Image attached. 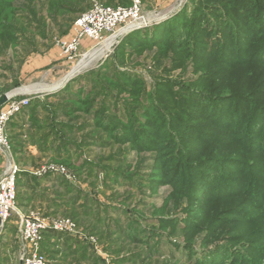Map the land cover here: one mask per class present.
<instances>
[{
    "label": "rangeland",
    "instance_id": "obj_1",
    "mask_svg": "<svg viewBox=\"0 0 264 264\" xmlns=\"http://www.w3.org/2000/svg\"><path fill=\"white\" fill-rule=\"evenodd\" d=\"M129 1L0 0V97L32 99L6 127L0 179L16 165L63 188L40 189L46 208L21 209L17 180L14 210L0 233V264H24L31 251L23 240L26 218L72 230L44 233L40 247L49 264L229 263L211 260L219 252L234 256L229 264L241 256L264 264V129L256 128L257 139L250 129L264 116V55L256 54L264 23L262 33H251L237 15L249 9L253 23L264 0H140L142 27L122 25L105 43L85 39L69 59L62 46L81 15L96 4L130 9ZM156 27L167 31L163 38ZM137 31L145 34L135 38ZM114 38L96 62L69 76ZM219 100L227 101L226 113L239 112V124L206 143L187 127L212 130V120L196 114ZM217 159H228L232 171L220 188L239 175L246 190L190 199V164ZM53 166L66 173L47 170Z\"/></svg>",
    "mask_w": 264,
    "mask_h": 264
},
{
    "label": "built area",
    "instance_id": "obj_2",
    "mask_svg": "<svg viewBox=\"0 0 264 264\" xmlns=\"http://www.w3.org/2000/svg\"><path fill=\"white\" fill-rule=\"evenodd\" d=\"M131 8H112L99 4L93 6L92 10L79 17L75 23V35L69 41L63 43V50L69 59L77 57L80 47L85 39L97 43H105L108 37L117 29L125 25V30H137L142 27L140 0H131ZM32 99L16 94L9 95L6 106L0 109V154L9 150L8 137L5 134L6 127L10 121L23 113ZM55 173H66L61 166H53L47 169ZM19 169L16 165L0 179V233L3 232L7 222L10 220L16 200L17 180ZM42 218H26L23 222V240L30 244V252L25 254L24 264H49L47 257L41 252L40 243L44 240V233L49 230L72 231L68 227L56 223L49 225Z\"/></svg>",
    "mask_w": 264,
    "mask_h": 264
},
{
    "label": "trees",
    "instance_id": "obj_3",
    "mask_svg": "<svg viewBox=\"0 0 264 264\" xmlns=\"http://www.w3.org/2000/svg\"><path fill=\"white\" fill-rule=\"evenodd\" d=\"M125 1L127 3H130L129 0H125ZM255 7H256V9L257 8L258 9H257L255 15L253 16L254 18H256L253 21V23H249L247 20L249 9H247V10L244 9V11H242V12L237 11V15L242 18V26H243V28H245V30H247V31L251 30V33L253 31L259 32V34H260V32L262 33L263 23H264V7L258 6V5ZM176 20L178 21V19H176ZM176 20L173 21L174 24H173V27H171V29L173 31L178 30L180 27V25H178ZM226 25L230 26V22L227 21ZM240 30H242V29H240ZM155 31H157L156 37L162 36L161 38H163L167 32V31L166 32L164 31V33H163V29L161 27H156ZM149 32L151 34H154V33H152V31H149ZM143 34H145L143 31H140V32L137 31L133 34V36L135 38H139L138 36H143ZM250 36H252V35H250ZM250 36L248 38H250ZM244 37L246 38L245 34H244ZM239 40L241 41V43L242 42L244 43V41L242 39H239ZM126 42H127V44H130V40H127ZM222 52H224V50H222ZM256 54L264 55V36L260 40V45H258V47H257ZM224 59L227 60V58H224ZM216 102L217 103H215V104L211 103L212 105H206V106L203 105L202 108H204V111L196 114V117L203 118V121H206L208 119L212 120L211 123L214 124V126H211L213 128L212 130L205 129V128H202L199 130L193 124H191L190 127H187V129H189V130L196 129V131L199 132L196 134V135H198V138H203V141L206 143H208V142L210 143L212 140L215 141L216 132H219L220 130L226 129L230 125L239 124L240 117H239L238 111H237V113L228 114L225 111V108L227 105L225 103H223V102H227V101L226 100H223V101L219 100V104H218V101H216ZM200 105H202V104L200 103L199 106ZM151 110H152V108H151ZM157 111H160V110H157ZM263 118H264V116H257L254 119L255 124L252 123L253 125L251 127H250V123L248 124V126L252 130V137L253 138H256V139L260 138L261 135H259L260 131L258 132V130L261 127L264 129V119ZM231 119H232V121H231ZM204 126H206V125H204ZM257 127H258V130L256 129ZM215 128H217L218 130H215ZM148 139L151 140L150 137ZM263 149H264V146L261 147L260 150H263ZM217 160H220L219 164H214V163L210 164L206 161H200V160L197 162H194L193 164H190L189 169L193 168L196 171V175H195L196 179L191 181L189 183V186H188V191H190V194L188 197L190 199L200 198L201 196L208 198L211 193L213 195L214 191H218V190H225V191L246 190L245 186L248 184L247 180H244V182H243L240 179L239 175H237V177H235V178H233L231 176V178H232L231 182L229 183V185H227L226 189L220 188V185L222 184V181H223V178H224L226 172L231 173L232 171L229 169L227 162H224V160H228V159H217ZM176 169H182V167L181 166L175 167V172H173V175H172L173 177L170 179L172 181H170V183H173L175 181V180H173V178L175 177V174L177 173ZM238 169H240V170H238ZM243 169H244V167L242 165H240L236 170H237V172L243 173L244 172V171H242ZM259 169H261V168H259ZM259 169H257V170H259ZM263 169H264V167H263ZM178 175L179 174H177V176ZM258 180L260 183L263 182L261 179H258ZM253 188H255V190H257V188H261V187H259L257 184H255L252 187V189ZM204 193H206V194H204ZM205 198H203V200H205ZM221 253L222 252L214 253V256L211 260L219 261L220 259H224L226 257L225 259L227 261H229V263H230L232 260L235 259L233 255L231 257V255H229V254L228 255H225V254L221 255ZM238 260H239V264H255L246 256L245 257L241 256L240 259H238ZM217 263L218 262L213 263V264H217ZM229 263H224V264H229ZM220 264H222V263L220 262Z\"/></svg>",
    "mask_w": 264,
    "mask_h": 264
},
{
    "label": "crops",
    "instance_id": "obj_4",
    "mask_svg": "<svg viewBox=\"0 0 264 264\" xmlns=\"http://www.w3.org/2000/svg\"><path fill=\"white\" fill-rule=\"evenodd\" d=\"M22 124V119L19 120ZM16 126V122L12 125ZM14 141V140H13ZM19 154L20 156L22 155V149L19 148ZM17 153V156H19ZM3 164V161H1V166ZM20 166H23L22 160L19 161ZM5 167V165H4ZM3 169H0V175L2 174ZM35 169H20L19 174H18V195H19V205L20 208L27 209L31 208V206L34 205H42L44 208L49 203L47 200L49 199L48 197H43L44 192L40 189L47 190L51 189L52 186L56 189H63L59 188V184L56 181H53L51 178H46L45 180L43 179H37L33 177V171ZM29 174V175H28ZM39 189L41 191L42 195L38 196L35 195V192ZM53 189V188H52ZM30 206V207H29Z\"/></svg>",
    "mask_w": 264,
    "mask_h": 264
},
{
    "label": "bare ground",
    "instance_id": "obj_5",
    "mask_svg": "<svg viewBox=\"0 0 264 264\" xmlns=\"http://www.w3.org/2000/svg\"><path fill=\"white\" fill-rule=\"evenodd\" d=\"M114 39L110 40L108 43H106L105 45L101 46L100 48L96 49L94 52L87 54L85 56V58L79 63V65L71 72V74L69 76L74 75L75 73L79 72L80 70L86 68L87 66H89L93 61L96 62L95 60H97L99 57H101L106 51H108L113 43H114Z\"/></svg>",
    "mask_w": 264,
    "mask_h": 264
},
{
    "label": "water",
    "instance_id": "obj_6",
    "mask_svg": "<svg viewBox=\"0 0 264 264\" xmlns=\"http://www.w3.org/2000/svg\"><path fill=\"white\" fill-rule=\"evenodd\" d=\"M8 101V95L4 94L0 97V108L5 105Z\"/></svg>",
    "mask_w": 264,
    "mask_h": 264
}]
</instances>
